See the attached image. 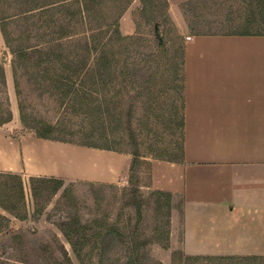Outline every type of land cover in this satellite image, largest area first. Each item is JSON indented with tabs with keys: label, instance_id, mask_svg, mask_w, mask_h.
<instances>
[{
	"label": "rangeland",
	"instance_id": "rangeland-1",
	"mask_svg": "<svg viewBox=\"0 0 264 264\" xmlns=\"http://www.w3.org/2000/svg\"><path fill=\"white\" fill-rule=\"evenodd\" d=\"M165 1L160 0L154 8L145 9H141L139 0H118L112 3L114 11H117L119 5L125 6L119 18V27L121 34L126 35L123 40L126 63L114 66L110 76L115 83L114 86H109L112 102H115L119 89L117 83L122 81L121 77H117L118 71L121 66L130 70L121 102L124 114L121 132L114 129L118 125L114 114L108 123V131L112 129L108 138L115 148L129 157L122 177L117 183L64 180V185L55 195L43 194L34 198L29 191L28 176L18 173L24 183L27 216L25 219L16 218L0 206V213L9 219L8 226L0 230V264H62L64 252L70 257L72 264H124L125 251L115 234L98 239L99 248L93 252V256L84 257L83 261L79 262L59 226L74 213L80 216L82 222L98 218L106 223L124 226L130 220L133 226L137 222L133 187L138 188L135 196L140 200V226L145 236L151 239L143 264H190L179 254L182 251L185 254L181 247L180 235L174 236L170 231L172 207L176 203H172L171 199L170 214L166 220L167 207L156 208L157 196L152 195V190L147 188L148 163L150 159H155L158 153L161 154L160 151L164 148L173 155L174 146L180 140L179 129L177 130V118L180 115L178 89L182 83L184 44L188 36L202 32L225 33L240 29L243 25L240 14L246 10L244 5L249 1ZM16 11V8L10 6L6 13ZM33 21L35 19L25 24L21 21L12 23L9 25V31L13 36H17L20 30L28 27L25 35L29 34L30 39L27 43L32 45L42 42L44 40L41 34L48 30L38 28ZM155 23L159 26L158 33L154 29ZM12 59L13 56L0 31V67L5 75V85L0 84V101L7 103L12 112L11 121L1 125L0 130L14 139H21L35 134L19 120ZM132 69L135 70V75L131 73ZM20 81L23 98L32 115L51 121L63 120L72 130L89 126L82 114L73 116L71 109L65 110L64 106L58 105L52 98L40 95L28 82V76H21ZM130 105L133 113L131 128L136 141L130 137L127 128L126 111ZM159 114L160 117L157 118ZM79 137L76 135L73 138L80 140ZM135 144L140 154L139 163L135 170L129 171L132 157L129 152ZM163 154L161 155L165 158L171 156ZM5 179L0 177V181ZM160 200L164 202V197H160ZM179 201L177 208L180 207ZM174 252L177 254L175 258L172 257ZM207 262L195 260L192 264Z\"/></svg>",
	"mask_w": 264,
	"mask_h": 264
},
{
	"label": "crops",
	"instance_id": "crops-1",
	"mask_svg": "<svg viewBox=\"0 0 264 264\" xmlns=\"http://www.w3.org/2000/svg\"><path fill=\"white\" fill-rule=\"evenodd\" d=\"M188 37L183 159H150L147 188L180 200L170 231L185 253L264 255V34ZM128 158L0 130V171L117 183Z\"/></svg>",
	"mask_w": 264,
	"mask_h": 264
},
{
	"label": "trees",
	"instance_id": "trees-1",
	"mask_svg": "<svg viewBox=\"0 0 264 264\" xmlns=\"http://www.w3.org/2000/svg\"><path fill=\"white\" fill-rule=\"evenodd\" d=\"M117 1L0 0V31L13 56L11 67L19 120L24 127L32 130L36 137L121 152L113 146L111 139L108 138V134L112 133V129L108 131V123L113 114L118 121V125L114 129L121 132L124 121L121 102L127 86L126 82L130 76L129 68L121 66L117 77H121L122 81L117 83L119 89L115 102H112L109 97V86L115 84L110 79L113 67L126 63L123 43L126 35L121 34L119 27V18L124 12L125 6L119 5L117 11H114L115 7L112 3ZM139 1L142 5L141 9H145L146 7L154 8L160 0ZM247 1H249L247 5H244L246 10L240 14L243 19L240 29L225 33L202 32L196 34H264V0ZM10 6L13 9L16 8L17 11L6 13ZM114 12L116 13L114 14ZM31 19H35L33 24L38 28L48 30L41 34L44 41L32 45L27 43L30 35H25L28 27L20 30L17 36H13L9 31V25L12 23L21 21L25 24ZM158 27V24L155 23L156 33L159 31ZM131 73L136 74L133 69ZM21 76H28V82L39 91L40 95H47L58 105L64 106L65 110L71 109L73 116L82 114L89 126L72 130L63 120L51 121L32 115L20 88ZM181 81L178 89L180 115L177 118L180 140L174 146L173 155L164 148L160 151L161 154H170L171 156L165 158L158 153L155 159L178 162L183 159V75ZM0 84L5 85L2 67H0ZM157 116L159 118L160 114ZM132 118L133 113L130 105L126 111L127 128L130 137L136 141L131 128ZM11 119L12 112L7 107V103L0 101V126L8 123ZM76 135L80 136V140L73 138ZM100 140L102 143H98ZM129 153L132 156L129 171H133L139 163L138 146L135 144ZM0 177L6 178L0 181V206L14 217L25 219L27 211L21 175L0 171ZM28 181L29 191L34 198L43 194L53 196L65 183L61 178L42 176H30ZM137 192L138 188L133 187L132 195L133 201L136 203L137 217V222L133 226L130 220L124 226L106 223L105 220L98 218L82 222L76 213L60 223L59 228L79 262L83 261L84 257L93 256V252L99 248L98 239L115 234L125 251L126 261L124 264H143L146 248L151 243V239L145 236L140 226L142 212L140 200L135 196ZM151 194L157 196L155 199L156 208L167 207L165 212L167 220L171 208V194L160 190H152ZM160 197H164V202L160 200ZM8 220L0 213V230L8 226ZM182 252H179L180 256L190 264L195 260H205L208 261L207 264H262L264 262V256L261 255H187ZM63 255L64 262L62 264H72L66 252ZM175 256L177 254L172 253V257L175 258Z\"/></svg>",
	"mask_w": 264,
	"mask_h": 264
},
{
	"label": "built area",
	"instance_id": "built-area-1",
	"mask_svg": "<svg viewBox=\"0 0 264 264\" xmlns=\"http://www.w3.org/2000/svg\"><path fill=\"white\" fill-rule=\"evenodd\" d=\"M189 38V37H188Z\"/></svg>",
	"mask_w": 264,
	"mask_h": 264
}]
</instances>
